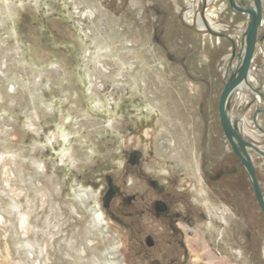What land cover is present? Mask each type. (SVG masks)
<instances>
[{
	"label": "rangeland",
	"instance_id": "rangeland-1",
	"mask_svg": "<svg viewBox=\"0 0 264 264\" xmlns=\"http://www.w3.org/2000/svg\"><path fill=\"white\" fill-rule=\"evenodd\" d=\"M246 23L228 0H0V264H194L166 242L164 222L141 215L163 196L151 181L174 211L208 214L194 195L204 189L225 213V224L195 218L184 231L215 264H264V214L217 111ZM257 41L250 75L264 95V23ZM246 101L234 97L230 112L264 151ZM132 149L142 153L135 167ZM251 155L264 196V165ZM106 178L136 199L116 201L97 226L96 185ZM146 234L158 252L144 247Z\"/></svg>",
	"mask_w": 264,
	"mask_h": 264
},
{
	"label": "water",
	"instance_id": "water-1",
	"mask_svg": "<svg viewBox=\"0 0 264 264\" xmlns=\"http://www.w3.org/2000/svg\"><path fill=\"white\" fill-rule=\"evenodd\" d=\"M252 5L249 3L238 2L237 0H228L229 7L237 13L245 14L247 16V23L245 31L242 38L245 39V43H241V49L239 55L237 56L238 65L235 69H231L230 76L228 80L224 83L222 92L218 101V119L219 124L226 139L231 153L239 160L243 170L245 171L247 178L249 180L254 198L258 205L259 211L264 214V196L260 191V185L256 178L255 170L252 159L249 152L264 159V151L260 150L254 144L244 141L238 128L237 122H231L230 118L227 116V111L229 110V103L231 100V93L233 90L246 82L248 75V69L253 56V51L257 38V29L261 23L262 18V7L260 0H251ZM238 2V4H236ZM256 93L259 92L257 89L254 90ZM264 112V110L255 111L253 114L254 127L264 134V130L260 129L257 122L256 116L259 113ZM107 184L109 186V191L105 198H103L104 206L111 200L114 195V188L111 185L110 178H106Z\"/></svg>",
	"mask_w": 264,
	"mask_h": 264
},
{
	"label": "flooded vegetation",
	"instance_id": "flooded-vegetation-1",
	"mask_svg": "<svg viewBox=\"0 0 264 264\" xmlns=\"http://www.w3.org/2000/svg\"><path fill=\"white\" fill-rule=\"evenodd\" d=\"M141 157H142V153L139 150L132 149L127 155V165L131 167L138 166L140 164ZM111 185L114 188V195L105 206L103 203V198H105V196L109 191V186L107 184V181L105 179L104 184L96 185L99 186L98 187V193L100 194L99 206L100 209L104 212V214L110 212L112 205L116 201H121L124 205H131L136 199V196L133 194L127 195L126 191L122 188V186L117 184L114 181V179H111ZM149 185L152 189H154V191L162 194L163 196L161 198L150 199L148 201L146 211H144V213H142L141 215L145 214L151 217L152 219L157 220V222H164L166 229L171 234V236L168 237V240L166 242L169 245L172 244L178 245V247L182 251L188 250L190 252L186 240V236L189 235L184 234L185 229L189 227H193L195 225L196 223L195 218L198 221H202L204 223V221L208 220L209 217L207 216L206 213L200 211H194L189 207L184 209L182 212H177L172 210L168 198L169 196H167L165 188L158 182H154V181L149 182ZM115 219L116 221H118V223H122L120 217H116ZM212 219L215 223H219V224L221 223L216 218H212ZM190 237H194V236H190ZM184 239L186 240V244L184 243ZM142 243L146 249L151 250L153 252H158V241L153 235L146 234L143 237ZM164 262L165 264H185V262L181 261L179 257H170Z\"/></svg>",
	"mask_w": 264,
	"mask_h": 264
},
{
	"label": "bare ground",
	"instance_id": "bare-ground-1",
	"mask_svg": "<svg viewBox=\"0 0 264 264\" xmlns=\"http://www.w3.org/2000/svg\"><path fill=\"white\" fill-rule=\"evenodd\" d=\"M261 1V7L263 8L264 7V0H260ZM236 4H238L237 2H236ZM249 4L250 5H252L253 6V4H252V1L251 2H249ZM239 5V4H238ZM264 23V19L263 18H261V23H260V25L258 26V28L259 27H261L262 26V24ZM197 28L200 30V31H205V28H204V25L199 21L198 23H197ZM257 32H258V29H257ZM242 43L244 44L245 43V39L244 38H242ZM257 45H259V43H258V41H257V38H256V43H255V47H254V51H255V48H256V46ZM259 48V47H258ZM260 49V48H259ZM254 51H253V55H254ZM252 59H253V56H252ZM252 59H251V63H252ZM251 63H250V65H251ZM236 64V63H235ZM237 65H238V60H237V64L235 65V67L234 68H230V70L232 69H235L236 67H237ZM230 67V66H229ZM255 78V76H252V75H250V66H249V69H248V75H247V78H246V82H243L242 84H240L239 86H237L234 90H233V92L231 93V103H232V100H233V98L234 97H236L237 95H239V96H241L243 99H246L247 101L245 102V104H247L251 99L253 100V103H252V113L251 114H253L255 111H258V109L260 108V107H258V104H261L263 101L262 100H264V95H262L260 92H255L254 90H256V89H258V85H257V82H258V80H255L254 79ZM228 80V79H227ZM226 80V81H227ZM250 83H252L253 85L252 86H250ZM251 93V96L249 95ZM233 95V96H232ZM248 97H250L249 99H248ZM231 103H229V107H230V104ZM251 103V102H250ZM249 103V104H250ZM249 108V107H248ZM251 108V107H250ZM261 109V108H260ZM153 111L155 110V109H152ZM149 111H151V110H149ZM235 112V111H234ZM233 111H232V113L230 112V109L227 111V116L230 118V120H231V122H233V121H236V120H234V118L236 117V119L238 120V123H237V128H238V130H239V132H240V134H241V136H242V134L243 135H245V134H247V135H250L252 138H255L257 135H255V134H257V133H254V134H251V133H248L247 131H245L244 130V128H243V120H242V116L241 115H236L235 113H234ZM159 115V114H158ZM161 115V114H160ZM245 121V120H244ZM251 122H250V125H252V126H254V123H253V119L251 118V120H250ZM237 122V121H236ZM247 122V121H246ZM256 122H257V124H258V126H259V128L260 129H263L262 127H260L261 125H259V123H258V115L256 116ZM245 123V122H244ZM108 124V123H107ZM109 126H111L110 124H109ZM255 129H256V127H254ZM264 130V129H263ZM259 132L260 133V131L258 130V129H256L255 130V132ZM67 132V131H66ZM147 133V132H146ZM146 135V134H145ZM260 135H261V133H260ZM60 136H61V138H62V140L65 142L66 140H67V133H65L64 131H62L61 132V134H60ZM55 138V137H54ZM243 138V137H242ZM244 139V138H243ZM244 141H245V139H244ZM175 148V147H174ZM68 153H69V149H68V146H67V148H62L61 149V151H59V155H60V157H61V161L63 162V160H64V158H66V156L68 155ZM251 154H253L252 152H249V155H250V157H251V159H252V155ZM180 161H182L183 163H185L183 160H181V159H179ZM262 162H261V165H264V159H262L261 160ZM254 164V163H253ZM118 166H121V163H118ZM187 166V165H186ZM254 166H256V165H254ZM186 170H187V168H186ZM59 186V185H58ZM195 188V187H194ZM59 190V189H58ZM88 192H90V193H88ZM88 192H87V190H86V193H82V194H80V196L85 200V199H87V197H88V195L89 196H92L93 194H92V192L90 191V190H88ZM204 193H205V191H204V189H199L198 191L197 190H195L194 191V195L196 194L197 195V197H199V202H203V204H204V210L209 214H207V216H210V217H212V218H216V219H218L219 220V222H221V223H226L227 221H226V218L224 217V214L225 213H223V212H220V210H218L217 209V207H214V206H212L211 204H209V202H208V200L206 199V198H204L203 197V195H204ZM196 197V196H195ZM194 197V200L196 199ZM91 199V198H90ZM81 202H82V200H80ZM196 202H198V200L196 199L195 200ZM198 202V203H199ZM97 210V209H96ZM217 210L219 211V215L217 214ZM92 213V216H93V221L95 222V224L97 225V226H100L103 222H104V224H105V219H104V212L99 208L97 211H95V212H91ZM223 213V214H222ZM222 215V216H221ZM183 228V227H182ZM93 229V228H92ZM181 229V228H180ZM219 233V232H218ZM219 237V236H218ZM187 243H188V248H189V250H190V252H191V254L193 255V257L195 258L194 259V264H215L216 262H214V256L212 255V254H207L206 253V251L204 250V249H202V247H201V243L198 241V240H196V239H193V238H190V239H187ZM237 255H238V257L239 258H244V255L241 253V251L240 250H237Z\"/></svg>",
	"mask_w": 264,
	"mask_h": 264
}]
</instances>
